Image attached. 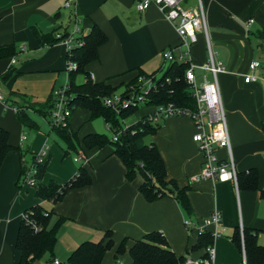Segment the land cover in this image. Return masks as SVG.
<instances>
[{
	"label": "crops",
	"instance_id": "obj_1",
	"mask_svg": "<svg viewBox=\"0 0 264 264\" xmlns=\"http://www.w3.org/2000/svg\"><path fill=\"white\" fill-rule=\"evenodd\" d=\"M69 1L78 19L72 8L65 7ZM138 1L0 0V47L13 45L17 50L15 57L0 60V126L8 131L9 142L15 148L0 168V264L19 262L21 254L16 241L23 214L36 205L52 211L54 220L65 219L53 254L60 264L62 248L69 257L83 242L100 241L106 231L113 232L116 247L127 240V252L119 258L126 262L121 264H132L129 250L134 242L155 231L163 233L176 255L187 257L185 264H196L206 256V249L194 248L200 229L216 210L221 213L222 226L205 228L212 234L220 232L213 241L214 264H244L243 252L230 238L238 227L257 231L258 241L264 246V0H202L212 48L224 67L218 82L236 170L239 176L256 171L257 190L237 191L229 181L193 182L192 177L200 173L203 165L201 152L193 141L198 130L192 120L172 117L163 121L151 142L165 162L167 179L187 189L192 213L187 214L172 197L148 202L139 191L142 177L127 180L125 165L111 145L93 149L84 146L87 135L103 134L102 122L108 128L104 118L91 120L89 111L76 109L68 125L78 142L69 149L53 129L51 115L45 117L36 109L24 107L23 96L32 103L53 104L54 90L68 84L66 46L62 41L42 44L34 30L60 38L72 31L76 22L84 34L97 25L108 41L99 48V59L88 66L95 83L105 82L119 91L126 90L139 70L159 76L170 64L162 52L174 48L178 53L180 38L157 6L139 12ZM191 59L198 87L211 83L212 74L204 70L208 50L203 33L198 34L192 46ZM255 61L260 67L251 70L250 64ZM247 75L258 80L246 83ZM18 106L25 108L38 130H28L17 119ZM140 109L125 120L127 125L154 110L147 106ZM17 148L28 152L22 157ZM41 152H46L47 158L40 183L66 184L81 167L89 172L92 183L70 190L57 203L38 198L36 188L24 183L22 170L23 162L31 169L32 157ZM217 154L220 159L228 155L225 149H219ZM185 220H190L193 228L187 229ZM116 247L107 252L102 264H115ZM49 259L46 254L37 264H48Z\"/></svg>",
	"mask_w": 264,
	"mask_h": 264
},
{
	"label": "trees",
	"instance_id": "obj_2",
	"mask_svg": "<svg viewBox=\"0 0 264 264\" xmlns=\"http://www.w3.org/2000/svg\"><path fill=\"white\" fill-rule=\"evenodd\" d=\"M65 33L60 38L43 35L34 30V35L39 38L42 44H54L67 36ZM261 40V48L264 52V33ZM84 44L76 47L67 53V62L75 63L77 69L68 72V105L72 109V114L76 109H85L90 113V119L104 118L110 124V130L118 136V140L105 134H89L83 139V144L87 149L102 148L111 145L114 154L123 162L126 168V178L129 181L142 177L143 183L140 186V193L148 202H155L164 197L174 198L187 214L192 213L191 205L187 196V189H181L177 183L167 179V169L165 162L153 142H144L147 136H153L161 127L162 122L153 123L149 116H145L133 123L126 129L124 121L136 114L141 107H131L120 112L105 105L104 100L112 97L118 88L102 82L95 83L92 79L88 66L99 59V48L107 43V35L94 25L88 34L82 37ZM17 55V50L13 45L0 47V60L13 58ZM188 64L180 62L170 63L162 72L152 74L156 76L157 89L149 93L147 107L155 109L157 106L167 103H174L181 108H196V102L191 92V86L186 80ZM85 78L84 83L78 84V76ZM147 74L139 70L137 78L126 85L135 84L140 76ZM10 76V74H9ZM25 108H33L41 112L45 117L51 115L52 107L50 103L41 105L32 103L30 99L23 96ZM145 106V107H146ZM25 108L17 107V119L28 130H38V124L30 118ZM59 136L65 141L69 149L75 148L78 142L77 136L71 131L69 125L66 127H53ZM9 133L0 126V168L9 152L15 148L9 142ZM68 149V150H69ZM24 157L28 150L17 148ZM68 152V151H67ZM33 168L36 170L34 179L37 197L51 201L60 202L65 195L73 189L83 188L92 183L89 172L81 167L77 174L66 184L51 182L48 185L40 183L46 172V163L38 164L36 155L32 157ZM23 162L22 176L28 173ZM239 189H258V173L251 171L248 175H238ZM172 187V189H169ZM264 197V191L261 192ZM27 218H22L18 231L16 248L21 254V258L16 264H37L46 255H50L48 264H53L54 250L58 242V231L65 222L62 217L54 220L52 211L44 209L41 205H36L24 213ZM54 220V221H53ZM37 228V229H36ZM233 243L245 253L246 264H264V246L258 241V232L250 228L238 227L230 236ZM214 235L204 231L200 234L195 249H206L213 245ZM116 243L113 239V232L106 231L102 239L98 242L86 241L80 244L68 257V264H102L108 251L114 249ZM127 252V240L121 242L116 247L115 262ZM132 264H185L187 257L176 255L161 232H151L141 240L134 242L129 250Z\"/></svg>",
	"mask_w": 264,
	"mask_h": 264
},
{
	"label": "built area",
	"instance_id": "obj_3",
	"mask_svg": "<svg viewBox=\"0 0 264 264\" xmlns=\"http://www.w3.org/2000/svg\"><path fill=\"white\" fill-rule=\"evenodd\" d=\"M155 5L161 11L167 21L175 26V29L180 38L179 52L176 53L174 48L166 49L162 52L163 58L168 62H180L188 64L189 68L186 72V80L191 86V92L196 102V108H181L174 103H167L157 106L148 116L153 123L165 121L172 117H183L192 120L196 127L197 133L193 136V141L197 144L199 151L203 157V165L200 173L192 177L193 182L213 181V182H232L235 188L239 189L238 173L235 166L234 157L231 149V139L227 122L226 111L221 97L218 76L224 72V67L220 61L216 59L215 53L209 37L207 26V11L202 0H139L136 4V9L139 12L146 11L149 7ZM187 5V6H185ZM66 8H72V3L69 1L65 4ZM73 16L78 19V13L73 9ZM253 22V21H250ZM203 33L206 39L208 50V62L204 66V70L210 72L213 77L211 83L205 84L202 88L198 87L195 73V66L191 59L192 46L198 40V34ZM84 32L75 23L72 31H70L61 41L70 52L76 47H81L84 44L82 37ZM61 37V36H59ZM67 52V53H68ZM260 67L258 61L250 64V69L255 70ZM77 69L75 63L69 62L67 71ZM258 79L252 75L245 76V82L250 83ZM68 84L58 88L54 92V100L51 111L52 127H66L69 119L72 117V109L68 105L69 93ZM157 89L156 76L146 75L140 76L135 84L130 85L123 94L115 93L112 97H107L104 100L106 106L120 112L131 107H145L149 101V93ZM1 99V96H0ZM124 121V127L128 129ZM111 125L108 124L110 129ZM25 140L26 137H23ZM114 141L118 140V136L114 135ZM225 149L228 153L226 159H220L217 151ZM47 158L46 152H41L36 155V162L44 164ZM36 170L32 168L24 177V183L30 186H35L36 180L33 178ZM23 218L27 215L23 214ZM184 225L187 229L193 228V223L190 220H185ZM208 225H214L216 228L222 226L221 213L214 211L204 222L200 229V234L205 231ZM37 229V228H36ZM219 230L213 235H219ZM206 256L196 264H214L215 249L211 245L206 248ZM244 254V264L246 257ZM53 264H60L55 260Z\"/></svg>",
	"mask_w": 264,
	"mask_h": 264
},
{
	"label": "rangeland",
	"instance_id": "obj_4",
	"mask_svg": "<svg viewBox=\"0 0 264 264\" xmlns=\"http://www.w3.org/2000/svg\"><path fill=\"white\" fill-rule=\"evenodd\" d=\"M191 2V1H190ZM185 6H187V5H185ZM77 82H78V84H82L83 82H84V77L81 75V76H78V78H77ZM61 86H59V87H57L55 90H57L58 88H60ZM55 90H54V92H55ZM124 91H125V88H123V89H120L119 91H117V94L118 95H121V94H123L124 93ZM54 94V93H53ZM144 107H142L141 109H143ZM140 109V110H141ZM135 120V117L134 118H130L129 119V123H131L132 121H134ZM127 122V123H128ZM101 123V122H100ZM102 126H103V134H106L108 137H110V138H113L114 137V133H113V131H111V130H109L108 128H107V126H106V124L104 123V122H102ZM100 132V131H99ZM151 140H152V136H147L146 138H145V140H144V142L146 143V144H150V142H151ZM63 250H62V252H61V255H60V257H61V259H62V262H63V264H68L67 263V260H68V254L66 253V250L64 249V248H62ZM124 263V262H126V259L124 258V259H119V262H115V264H121V263ZM41 264V263H40ZM43 264V263H42Z\"/></svg>",
	"mask_w": 264,
	"mask_h": 264
},
{
	"label": "water",
	"instance_id": "obj_5",
	"mask_svg": "<svg viewBox=\"0 0 264 264\" xmlns=\"http://www.w3.org/2000/svg\"><path fill=\"white\" fill-rule=\"evenodd\" d=\"M262 85H263V88H264V82L262 83ZM169 189H172V187H169Z\"/></svg>",
	"mask_w": 264,
	"mask_h": 264
}]
</instances>
